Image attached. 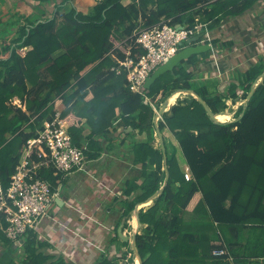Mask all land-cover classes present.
<instances>
[{"label":"trees","instance_id":"1","mask_svg":"<svg viewBox=\"0 0 264 264\" xmlns=\"http://www.w3.org/2000/svg\"><path fill=\"white\" fill-rule=\"evenodd\" d=\"M34 1L49 7L44 20L18 13L8 21L0 17V175L5 185L23 159L28 139L54 116L53 103L62 97V117L86 159L100 157L119 128L131 127L129 135L136 130L148 134L146 141H133V162L141 173L124 182L122 217L127 218L166 177L162 148L152 144L153 105L160 108L172 93L192 90L215 114L221 113L228 98H239L240 90L247 98L264 72V59H259L227 92H219L217 82L197 84L182 66L195 62L194 54L140 94L130 88L126 74L112 70L130 48L133 54L142 52L134 35L140 27L166 21L194 26L198 17L212 28L257 0H93L87 13L77 0ZM16 27L18 35H11ZM23 46L29 47L25 55L17 51ZM74 86L77 89L67 93ZM163 118L161 130L174 134L192 176L185 177L164 137L169 178L153 204L139 213L146 225L136 239L142 264H232L230 259L234 264H264V79L233 121L215 122L193 95ZM87 128L90 132L84 136ZM44 161L40 175L55 187L63 178L48 157ZM197 195L200 199L190 210ZM0 224H5L1 216ZM0 241L24 252L11 264H69L63 256L48 254L43 248L49 244L33 231L15 244L0 226ZM215 249L227 252L215 254ZM100 264L119 262L104 257Z\"/></svg>","mask_w":264,"mask_h":264},{"label":"crops","instance_id":"2","mask_svg":"<svg viewBox=\"0 0 264 264\" xmlns=\"http://www.w3.org/2000/svg\"><path fill=\"white\" fill-rule=\"evenodd\" d=\"M77 1L86 13L94 6L93 0ZM130 1L124 0L125 4ZM48 8V6L39 4L34 0H0V17L3 21H8V19L13 17V14L18 13L29 16L33 21L38 19L44 20L50 11ZM50 8H53V4ZM203 23L204 27L200 30L199 37H202L204 34L209 35V39L204 44H210L211 48L206 52L195 54L197 55L195 62H185L182 66L192 72L193 82L200 84L215 81L217 82V90L219 92H227L231 84L237 82L238 77L244 70H247L259 59H264V0H257L254 5L243 13L223 18L212 28L208 26L210 22ZM17 28H15L14 33L11 35H18L16 32ZM263 79L264 77L260 78L259 76L255 81L254 87L256 88ZM75 89H77L75 86L71 87L67 93H71ZM209 89L212 90L213 88L209 86ZM239 92L238 99H227V108L221 112H228L230 114L229 119L225 120L226 122L235 120L239 107L246 105L247 98H244V92L242 90ZM175 94H177L176 102L171 105V108L180 100L193 95L189 90H183L172 93L167 99L170 100L171 96ZM146 101L148 102L150 99L147 97ZM14 102L17 103L16 101ZM18 102L20 101L18 100ZM65 109L66 105L63 98L58 97L54 101L53 109L50 112L59 111L62 113ZM82 121H86V118H83ZM131 130V127H122L117 132L112 133L111 142L109 145L107 144L109 147H106L100 157L86 159L81 168L64 176L59 185H57V188L60 187V195L51 207L50 213L52 217L44 220L39 231L36 233L38 236L41 235L49 241V245L47 246L49 253L55 256L61 255L70 262L73 261L71 258L77 256H80L82 260L83 257L89 258V254H92V248L88 249V244L95 246L96 243H99L101 248L105 247V243L107 245L114 244L111 252L113 255H116L120 250L122 251V247L126 246V241L119 234V237L116 236L119 240H116L114 230L118 233V228L121 226L123 234L131 236L137 225L132 228L128 227L132 225L129 216V219L123 218L117 228L118 221L115 215V204L118 200L126 198L123 194L124 182L127 178L126 173L129 171V169H125L126 163L132 160L131 167L128 165L130 170L136 165L133 162V141L136 139L146 141L148 139L146 132L140 133L138 130H136L134 135H129L128 132ZM89 132V128L85 129L84 136ZM165 133L164 130L163 134L168 142L167 134ZM157 139L158 145H156ZM152 144L155 148L161 147L156 130ZM175 147L181 167L182 164L184 166L187 165L179 143ZM112 157L114 159L113 162H107V158ZM102 163L107 165L105 167L106 171L100 167ZM113 168H121L119 174L122 171L123 177L113 175ZM85 184H90L93 188L83 191L84 188L82 186ZM98 186H103V188L100 189ZM199 199L200 195H197L193 199L189 206L190 210L194 208ZM149 202L151 203V201ZM149 202L145 201L137 204L139 212L142 208H146L148 204L146 206L144 204ZM120 213H123V206H120ZM132 213L134 218H136L135 210ZM133 224H137L136 219ZM140 226H142V223ZM66 231L72 232L73 236L67 235ZM5 249L6 246L0 241V252H4ZM70 251L72 253L68 254ZM82 260L80 264H83ZM230 262L232 264L235 263L232 259H230Z\"/></svg>","mask_w":264,"mask_h":264},{"label":"built area","instance_id":"3","mask_svg":"<svg viewBox=\"0 0 264 264\" xmlns=\"http://www.w3.org/2000/svg\"><path fill=\"white\" fill-rule=\"evenodd\" d=\"M203 27L204 23L198 17L194 26L166 21L140 27L134 35L142 52L133 54L130 48L125 58L117 59L118 63L112 70L117 74H126L130 88L143 94L147 79L159 66L188 44H204L209 39L207 34L199 37ZM28 50V46L17 48L21 55ZM153 106L157 111V107ZM159 121H164L163 115ZM45 156L50 159L55 174L62 178L81 168L86 160L83 148L73 142L69 122L59 111L45 121L35 136L28 139L25 155L7 185L0 175V216L5 223L0 226L15 244L29 232L37 233L43 221L52 217L51 207L60 195V187H54L49 179L40 175ZM184 171L185 177L190 179L192 175L188 165ZM226 252L225 249L214 250L215 254Z\"/></svg>","mask_w":264,"mask_h":264},{"label":"rangeland","instance_id":"4","mask_svg":"<svg viewBox=\"0 0 264 264\" xmlns=\"http://www.w3.org/2000/svg\"><path fill=\"white\" fill-rule=\"evenodd\" d=\"M165 134H167V139H168V146H169V149L171 150V151H176V153H177V150H176V144H178V143H176L177 141H176V139H175V137H174V134H172L168 129H166L165 128ZM166 136V135H165ZM16 141H18V139L16 140ZM173 145H172V144ZM159 143H158V139H157V142H156V145H158ZM114 145V144H113ZM113 157L112 158H107V162H113ZM106 162V163H107ZM127 165H126V167H125V169L127 170V169H129V171L126 173V177H133V176H139V174L141 173V166L140 165H135V166H133L132 168H131V170H130V168H128V165H129V167H131L130 165L132 164V160H129V163H126ZM107 165H105V163H102L101 164V168H102V170H105V167H106ZM184 166V164H182V167ZM187 165H185L184 167H183V169L185 170V167H186ZM120 169L121 168H118V169H114L113 168V170H112V172H113V175H115V176H117V177H123V172L121 171V173L119 174V171H120ZM106 171V170H105ZM99 185H101V184H99ZM84 189H83V191H88V190H91L93 187H91V185L90 184H85L84 186H82ZM98 188H100V189H102L103 188V186H98ZM115 193H117V192H115ZM123 201H124V199H120V200H118V202H116V204H115V208H116V212H115V215H116V220L117 221H122L123 220V217H122V214L120 213V206H123ZM146 204H150V202L149 203H145L144 204V206H146ZM122 209V208H121ZM126 219H129L128 217L126 218ZM135 219L136 218H134V216H133V213H131L130 214V220H131V222H132V225H130V226H128L129 228H132L133 226H136L137 224H133L134 223V221H135ZM145 224H143L142 223V226H140V228H139V232L140 233H143V231H144V229H145ZM137 228V226L134 228V230ZM131 230V229H130ZM134 232V231H133ZM132 232V233H133ZM131 233V234H132ZM66 234L67 235H70L71 237L73 236V233L72 232H68V231H66ZM114 236H115V238H116V234H117V232H116V230H114ZM39 238V240H41L42 242H45V243H49V241L48 240H46L44 237H42L41 235L40 236H38ZM25 239V237L23 238V239H21L20 240V242H22V240H24ZM116 240H119V239H117L116 238ZM47 246L48 245H46L43 249L48 253V254H51V253H49V250L47 249ZM101 245H99V243L97 244L96 243V245L94 246V245H91V244H88L87 245V247H88V249L89 248H92V254H89V258H85V257H83V260H82V258L80 257V256H77V257H74L75 258V260H74V258H71L73 261H70V262H72V263H70V262H68L69 264H73L74 262L76 263V264H80V262H81V260H82V262H83V264H100V262L102 261V259L104 258V257H109L110 259H112V260H116L117 262H119V264H137V262L139 261L138 260V258H137V256H136V254H135V252H134V250L132 249V247H131V241H126V246L123 248L122 247V251L120 250L116 255L114 254H112L111 252H112V250H113V247L112 246H114V244L112 245V244H109V245H107L106 243H105V247H103V248H101L100 247ZM116 246V245H115ZM100 248V249H99ZM24 253V252H23ZM22 253V249H19V250H11V248L9 247V248H7L6 247V249H5V251L4 252H0V264H11V261L13 260V259H15L16 261H19L20 259H21V257L23 256V255H21V254H23ZM69 253H72L71 251L70 252H68V254ZM91 255V256H90ZM59 256H61V255H59ZM114 258V259H113ZM74 263V264H75Z\"/></svg>","mask_w":264,"mask_h":264},{"label":"water","instance_id":"5","mask_svg":"<svg viewBox=\"0 0 264 264\" xmlns=\"http://www.w3.org/2000/svg\"><path fill=\"white\" fill-rule=\"evenodd\" d=\"M211 48L210 44H195V45H188L185 46L184 48H182L179 52H177V54H175L169 61H167L166 63H164L163 65L159 66L153 73L152 75L147 79L146 83H145V88H150L151 85L156 81L157 78H159L162 74L168 72V71H173L177 65H179L182 61L189 59L192 55L194 54H199L202 52H206L208 49ZM264 77V72L260 75V78ZM255 82L253 84L252 90L250 91L248 97H247V101L250 99V97L252 96V94L254 93L255 90ZM190 93H192L205 107V109L207 110L210 118L212 120H214L215 122H226V121H222L219 120L217 117V114H215L213 112V110L210 108V106L208 105V103L205 101V99H203L200 95H198L197 93H195L192 90H189ZM171 111V106L169 105V100H165L164 104H162V106L155 112L154 115V126H155V130L156 133L159 137V141L161 144V148L163 151V155H164V169L166 171V177L164 180V185L167 184L168 178H169V173H168V163H167V152H166V146H165V139H164V134L161 130L160 127V121L159 118L160 116H162L165 112H170ZM127 130V129H126ZM164 185L155 192V194H153L146 202L151 201L150 204H148L146 206V208L150 207L156 196H158L162 190ZM139 206L137 205L135 207V216H136V220H137V228L134 230V232L132 233V235L130 236H126L125 234H123L122 231V227L119 226L118 228V234L119 236L125 240V241H131V247L134 250L138 260H139V264H142V257L138 251L137 245H136V239H137V234L140 233L139 232V228L141 225V220H140V214H139ZM131 237V240H130Z\"/></svg>","mask_w":264,"mask_h":264},{"label":"bare ground","instance_id":"6","mask_svg":"<svg viewBox=\"0 0 264 264\" xmlns=\"http://www.w3.org/2000/svg\"><path fill=\"white\" fill-rule=\"evenodd\" d=\"M176 98H177V94L171 96V98L169 100V105L170 106L176 102ZM217 117H218L219 120L225 121V120L229 119L230 114L228 112L219 113L217 115ZM137 264H139V261L137 262Z\"/></svg>","mask_w":264,"mask_h":264}]
</instances>
